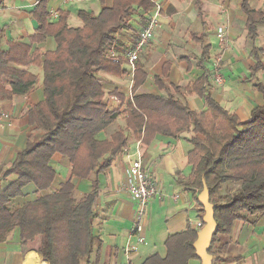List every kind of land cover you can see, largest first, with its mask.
<instances>
[{"label": "trees", "instance_id": "trees-1", "mask_svg": "<svg viewBox=\"0 0 264 264\" xmlns=\"http://www.w3.org/2000/svg\"><path fill=\"white\" fill-rule=\"evenodd\" d=\"M48 1L39 0L32 11L39 26L29 42L12 41L6 50L0 46V77L9 83V89L0 85V96L11 99L30 93L37 75L21 67L31 65L42 69L45 95L29 111V123L42 134L29 136L26 146L0 176V243L18 227L24 252L36 249L51 264H89L100 244L93 233L98 175L110 169L114 158L128 144L124 130L116 132L111 140L99 138L120 110H111L105 102L106 93L97 73L122 75V60L110 57L107 48L116 42V33L125 19L139 13L146 15L156 4L153 0H111L108 5L106 0H100L99 13L80 9L78 16L83 25L73 27L68 23V10L60 9L57 19L50 18ZM241 8L247 16L245 28L254 61L244 79H257V73L264 68L263 49L256 46L264 10L252 8L250 0H241ZM198 14L203 15L200 7ZM143 20L147 25L148 18ZM48 36L55 38V50L33 49L35 43L44 42ZM193 37L201 43L204 40L203 36ZM209 49L203 47L202 66ZM136 64L133 92L146 78L140 60ZM168 67L169 62L164 65L163 75L156 76L161 87ZM205 80L201 77L194 84L200 93L204 91ZM255 86L264 96V84L257 82ZM173 90L175 93L166 90L164 95H133L125 110L128 130L137 137L143 134L141 142L150 143L157 133L174 137L192 125L189 161L193 171L184 184L200 192L205 186L208 188L217 223L209 253L215 256L213 264H216L224 260L225 245L219 243V234L231 232L235 221L247 220L248 215L264 216V104L255 107L251 117L242 121L210 98L207 109L199 113L191 111L187 103L176 97L182 88L177 86ZM57 154L73 165L74 176L85 179L95 175L90 193L76 198L75 184L70 179L54 192L41 193L48 191L57 177L52 165ZM13 174L18 177L4 185L3 181ZM29 184L36 188L31 200L9 208L7 203L11 199L27 195L25 188ZM230 185L237 187L224 194V187ZM197 201L204 226L205 208L199 197ZM199 228L188 226L170 235L166 241L167 256L153 254L142 264H189L190 259L199 258L194 247Z\"/></svg>", "mask_w": 264, "mask_h": 264}, {"label": "crops", "instance_id": "crops-1", "mask_svg": "<svg viewBox=\"0 0 264 264\" xmlns=\"http://www.w3.org/2000/svg\"><path fill=\"white\" fill-rule=\"evenodd\" d=\"M83 1V0H79ZM95 1V0H86ZM162 6L160 26L156 29L154 37L140 55L142 71L146 73L145 80L136 89L132 90L134 78L131 76L125 50L133 45L143 28V17L135 14L125 19L122 28L116 33L118 60H122V75H115L100 71L97 76L102 80L105 102L111 110L119 109L118 117L100 134V139L111 140L112 136L121 130L128 135V144L113 160L110 169L98 175L99 190L94 202L96 218L93 233L100 244L91 256L89 264H142L143 261L158 254L166 257L168 250L166 241L172 234L184 231L188 226L193 229L201 221L200 208L197 197L200 190L184 184L193 171L189 161V152L193 148L189 139L194 135L192 125L189 129L180 132L177 136H168L157 133L150 143H143V134L137 137L128 130L125 110L128 100L135 94L164 95L166 90L173 93L174 87L182 90L176 97L187 103L190 110L202 112L208 108L210 99L220 103L231 113L238 115L245 121L251 117L255 107L264 104L263 94L256 88V83L264 84V68L257 73V79L245 80L250 68L254 64L250 55L248 32L245 28L247 16L241 8V0H156ZM39 0H0V46L3 50L9 48L12 41L29 42V37L37 32L38 22L33 18L32 11ZM111 4V0H106ZM70 3L61 0H49L47 9L68 10L70 12L68 23L71 21L72 8ZM254 9L264 10V0H250ZM199 7L202 17L199 16ZM99 13L101 4L93 3L91 9L81 8ZM77 10V13L80 9ZM219 27L227 28V41L224 53L223 44L217 36ZM203 36V42L193 36ZM263 37L264 23L258 25L256 46L260 47L258 40ZM209 46V55L201 65L200 57L203 47ZM53 51L57 43L53 36H48L42 43H35L33 49ZM223 57L222 74L224 82L218 84L213 79L214 62L219 55ZM218 55V56H217ZM169 62L168 74L162 77L163 86L156 82V76H162L164 65ZM37 75L34 89L24 95H17L11 99L0 96V117L8 112L11 122H4L0 118V176L6 168L14 162L18 152L27 143L29 136L40 137L41 130L29 123V111L32 107L43 101L44 85L43 72L38 66L21 67ZM135 77V76H134ZM205 77L204 91L200 93L195 89V82ZM0 85L9 89V83L0 77ZM117 92V93H115ZM175 93V92H174ZM125 99H121L120 95ZM5 123V124H4ZM141 143L144 165L150 171L160 194L155 196L144 218L145 242L139 244L138 249L126 251L130 239L131 228L135 224L137 203L126 190L129 178L131 160ZM57 171V177L48 191L59 189L61 183L71 180L75 184V197L79 198L90 193L93 189L94 174L82 179L72 174L73 165L62 155H55L52 162ZM18 177L17 174L9 176L3 181L8 185ZM35 185L29 184L25 190L27 195L13 198L7 206L17 208L35 195ZM247 220L235 221L231 232L219 234V243L225 245L222 253L224 260L216 264H264V216L248 215ZM200 229V228H199ZM136 236L130 240L136 243ZM0 264H51L45 255L36 249L23 251L21 246V231L17 227L10 231L3 242L0 243ZM189 264H202L200 258H192Z\"/></svg>", "mask_w": 264, "mask_h": 264}, {"label": "built area", "instance_id": "built-area-1", "mask_svg": "<svg viewBox=\"0 0 264 264\" xmlns=\"http://www.w3.org/2000/svg\"><path fill=\"white\" fill-rule=\"evenodd\" d=\"M63 3L75 2L78 0H61ZM156 4V8L151 11L150 16L148 17V23L143 28H141L138 38L135 40L133 45L125 50L128 65L130 68L131 76L134 78L135 72L137 69V61L140 58L141 53L144 51L145 47L154 37L156 29L160 26V18L162 14L161 4L153 0ZM49 16L51 19H57L59 16L58 10L51 8L48 10ZM126 23V21H125ZM217 36L219 37L220 42L226 45L227 41V28L219 27L217 30ZM107 54L118 60L119 54L117 50L116 43L111 44L107 48ZM223 61L222 55L216 57L214 62V72L213 79L218 83L222 84L224 82V77L222 74L221 62ZM4 122H11V117L8 112H3L0 117ZM5 122V123H6ZM4 123V124H5ZM0 125H3L0 123ZM4 126V125H3ZM1 138V137H0ZM129 178L126 184V190L137 203V212L135 218V224L131 228L130 239L133 236H136V243H132L129 239L126 246V251L138 249L139 244L145 242V236L143 235L144 231V218L146 216L147 210L155 196L160 194V189L156 184L154 178L152 177L148 168L145 167L143 161V154L141 150V143L138 142L137 149L131 160V165L129 168ZM199 227H202V222H198Z\"/></svg>", "mask_w": 264, "mask_h": 264}, {"label": "water", "instance_id": "water-1", "mask_svg": "<svg viewBox=\"0 0 264 264\" xmlns=\"http://www.w3.org/2000/svg\"><path fill=\"white\" fill-rule=\"evenodd\" d=\"M199 199L205 208L203 218L205 225L200 229L194 247L202 264H213L215 256L209 253V249L213 241V236L217 232V223L214 219L213 206L209 201V191L206 186L201 192Z\"/></svg>", "mask_w": 264, "mask_h": 264}, {"label": "rangeland", "instance_id": "rangeland-1", "mask_svg": "<svg viewBox=\"0 0 264 264\" xmlns=\"http://www.w3.org/2000/svg\"><path fill=\"white\" fill-rule=\"evenodd\" d=\"M100 3V0H95V1H86V0H83V1H75L73 3H70V7L73 9L72 10V17H71V21L73 22V25H80L81 24V19L79 18L78 16V13H77V10L75 9H81V8H86V9H91V6L93 5V3ZM263 37L260 36L259 40H258V44L260 45V47H264V44H263ZM249 46V45H248ZM227 48V46L225 45V47L223 48V53L225 51V49ZM220 55V54H218ZM217 55V56H218ZM223 63V61L221 62V64ZM221 68L223 69V66L221 65ZM237 185H230V186H225L224 189H223V193H227L228 191H233L234 188H236Z\"/></svg>", "mask_w": 264, "mask_h": 264}]
</instances>
